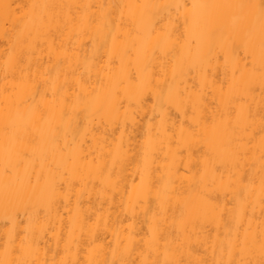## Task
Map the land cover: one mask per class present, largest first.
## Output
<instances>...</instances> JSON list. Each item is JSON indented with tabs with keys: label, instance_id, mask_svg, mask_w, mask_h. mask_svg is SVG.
Listing matches in <instances>:
<instances>
[{
	"label": "bare ground",
	"instance_id": "bare-ground-1",
	"mask_svg": "<svg viewBox=\"0 0 264 264\" xmlns=\"http://www.w3.org/2000/svg\"><path fill=\"white\" fill-rule=\"evenodd\" d=\"M0 264H264V0H0Z\"/></svg>",
	"mask_w": 264,
	"mask_h": 264
}]
</instances>
